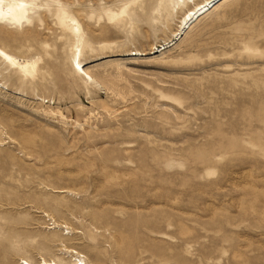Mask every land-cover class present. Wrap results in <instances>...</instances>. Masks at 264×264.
I'll return each mask as SVG.
<instances>
[{
	"label": "rangeland",
	"instance_id": "rangeland-1",
	"mask_svg": "<svg viewBox=\"0 0 264 264\" xmlns=\"http://www.w3.org/2000/svg\"><path fill=\"white\" fill-rule=\"evenodd\" d=\"M204 1L38 0L0 23L35 63L0 61V264H264V0L159 53Z\"/></svg>",
	"mask_w": 264,
	"mask_h": 264
},
{
	"label": "bare ground",
	"instance_id": "bare-ground-1",
	"mask_svg": "<svg viewBox=\"0 0 264 264\" xmlns=\"http://www.w3.org/2000/svg\"><path fill=\"white\" fill-rule=\"evenodd\" d=\"M38 0H0V23L10 26L18 27L20 23H31L36 16L39 15L42 5L37 2ZM181 0H179L180 2ZM229 0H207L203 4H199L194 9L189 11L182 23V27L175 34V38L163 44L159 53L166 52L169 48L175 46L177 42L186 34L192 26L199 22L203 17H207L215 9L219 8ZM55 16L60 22L64 20L63 13L56 12ZM0 61L9 68L19 71L22 74H26L29 71H34V62H21L13 55L8 54L6 50L0 48ZM77 67L80 66L79 62H75ZM75 69V68H74ZM85 73L86 71L82 69ZM53 114V112H51ZM67 254L70 255V262H64L60 259H44L40 258L37 262L21 259L20 264H83L81 258L83 256L72 249H64Z\"/></svg>",
	"mask_w": 264,
	"mask_h": 264
}]
</instances>
